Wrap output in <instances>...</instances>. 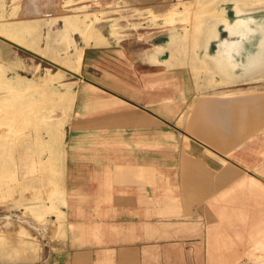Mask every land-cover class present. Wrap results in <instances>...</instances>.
<instances>
[{
    "label": "rangeland",
    "instance_id": "1",
    "mask_svg": "<svg viewBox=\"0 0 264 264\" xmlns=\"http://www.w3.org/2000/svg\"><path fill=\"white\" fill-rule=\"evenodd\" d=\"M158 98L182 113L167 119L173 143L194 139L184 116L212 98L264 118V0H0V264H48L70 204L110 181L102 157L130 140L157 148L154 130L116 118L158 113ZM262 244L215 264H264Z\"/></svg>",
    "mask_w": 264,
    "mask_h": 264
},
{
    "label": "crops",
    "instance_id": "2",
    "mask_svg": "<svg viewBox=\"0 0 264 264\" xmlns=\"http://www.w3.org/2000/svg\"><path fill=\"white\" fill-rule=\"evenodd\" d=\"M134 79L133 85L146 88L145 77ZM116 80L124 85L129 78L118 74ZM157 101L158 113L123 111L116 118L127 124L126 130L118 128L122 131L154 130L157 148L130 140L118 144L110 160L102 157L112 170L110 181L96 175L101 190L93 184L86 203L70 204L63 248L48 264L245 262L247 247L263 245L264 118L259 106L248 107L242 98H212L206 110L195 105L184 116L194 139L173 143L167 141V119L177 120L181 111L167 112L166 98ZM248 198L260 199V207Z\"/></svg>",
    "mask_w": 264,
    "mask_h": 264
}]
</instances>
